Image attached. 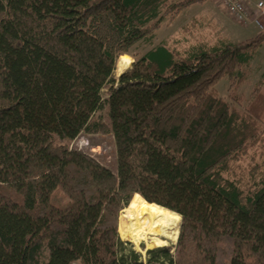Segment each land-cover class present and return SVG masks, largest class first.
Instances as JSON below:
<instances>
[{"label":"trees","instance_id":"obj_1","mask_svg":"<svg viewBox=\"0 0 264 264\" xmlns=\"http://www.w3.org/2000/svg\"><path fill=\"white\" fill-rule=\"evenodd\" d=\"M204 1L0 0V264H264V159L235 168L264 156V104L215 88L246 80L264 32L131 53ZM145 204L180 217L174 253L125 249L120 213Z\"/></svg>","mask_w":264,"mask_h":264},{"label":"rangeland","instance_id":"obj_2","mask_svg":"<svg viewBox=\"0 0 264 264\" xmlns=\"http://www.w3.org/2000/svg\"><path fill=\"white\" fill-rule=\"evenodd\" d=\"M179 1L181 0H176V2ZM215 1L216 0H205L203 3H195L188 6L186 9L181 10L176 15L166 16L165 20L157 30L156 37L154 38L151 46L147 44H138L132 49L131 53L137 56L142 55L150 47L159 44L167 46L173 45L181 52L199 44L213 45L218 40L236 44L252 39L258 34L264 32V29L261 30L254 24V21L249 20L245 23L235 21L227 13L224 7L220 6ZM243 1L244 4L251 9V11H254V6L257 2H264V0ZM129 57L133 63V58L131 56ZM130 66L127 69H129ZM127 69L122 70L121 72L115 70L114 77H118ZM230 86L231 82L227 78H224L221 79L215 87L219 96L227 100L230 104H234L241 108L246 107L247 104L251 103L253 112L258 111L264 104V43L259 47L253 59L247 66L246 80L241 85L236 87L234 86L235 88L232 87L233 89L230 88ZM230 95H234V97L237 98V102L232 100L229 97ZM238 101L240 102L238 103ZM262 122V126H264V110L261 112V123ZM88 142L89 140H87V138L80 137L74 144V147L76 146L77 149L80 150L84 147L88 148ZM93 142H99V144L92 145L90 147L92 153H97L106 157L105 162L109 163L110 156L107 154L108 151L105 147L112 144L111 138L96 136L94 137ZM91 151L89 153H91ZM263 159L264 156L261 154L260 150L250 149L248 154L243 156L238 161L235 168H237V171H246L245 173H247L250 167H253L256 163H262ZM120 214L118 234L121 241L127 243V245L124 246L125 249L127 251H134L141 254L142 257H145L146 251L154 250L147 248V242H150L151 240L148 239L147 241H139L134 238L131 235V228L127 219L128 215H135L136 210L134 211V209H131ZM176 229L178 233L175 241L166 238L159 239V242L163 244L161 248L170 247L172 249L170 251L171 254L174 253L173 247L177 243L180 220L177 223ZM47 256L48 252L44 251L42 254V262L46 260Z\"/></svg>","mask_w":264,"mask_h":264},{"label":"bare ground","instance_id":"obj_3","mask_svg":"<svg viewBox=\"0 0 264 264\" xmlns=\"http://www.w3.org/2000/svg\"><path fill=\"white\" fill-rule=\"evenodd\" d=\"M132 63L128 55L119 57L116 70L121 72L127 69ZM92 153V152H91ZM130 226L131 235L139 241H147L148 249L161 248L163 244L159 242L160 238H166L175 241L177 238V223L180 217L173 212H169L155 204H145L136 210L135 215L127 217Z\"/></svg>","mask_w":264,"mask_h":264},{"label":"built area","instance_id":"obj_4","mask_svg":"<svg viewBox=\"0 0 264 264\" xmlns=\"http://www.w3.org/2000/svg\"><path fill=\"white\" fill-rule=\"evenodd\" d=\"M220 3L227 13L237 22L254 21V24L261 30L264 29V2L259 1L251 11L244 4L243 0H216Z\"/></svg>","mask_w":264,"mask_h":264},{"label":"crops","instance_id":"obj_5","mask_svg":"<svg viewBox=\"0 0 264 264\" xmlns=\"http://www.w3.org/2000/svg\"><path fill=\"white\" fill-rule=\"evenodd\" d=\"M215 2H217V1H215ZM218 3V2H217ZM220 6H222L220 3H218ZM223 7V6H222Z\"/></svg>","mask_w":264,"mask_h":264}]
</instances>
